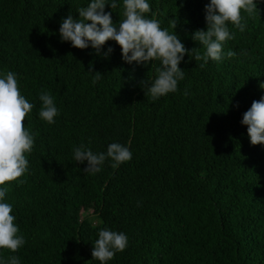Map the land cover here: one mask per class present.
Masks as SVG:
<instances>
[{
  "label": "trees",
  "instance_id": "obj_1",
  "mask_svg": "<svg viewBox=\"0 0 264 264\" xmlns=\"http://www.w3.org/2000/svg\"><path fill=\"white\" fill-rule=\"evenodd\" d=\"M148 2V18L170 33L177 18L181 42L204 53L192 36L207 30L210 0ZM88 3L0 0V78L17 74L33 104L24 127L35 134L28 170L6 184L4 201L26 243L15 253L0 248V264L12 255L20 264H100L91 253L101 229L128 237L107 264H264V144L252 145L241 123L264 96V0L254 14L241 10L243 32L228 22L233 38L220 61L200 68L185 53L184 79L156 100L148 84L159 60L127 63L113 40L99 54L62 41V20L78 19ZM116 3L105 11L118 25L123 0ZM90 67L102 73L95 84ZM42 92L58 108L54 123L39 116ZM113 142L129 147L130 161L113 168L108 158L92 174L74 160V147L106 153Z\"/></svg>",
  "mask_w": 264,
  "mask_h": 264
},
{
  "label": "clouds",
  "instance_id": "obj_2",
  "mask_svg": "<svg viewBox=\"0 0 264 264\" xmlns=\"http://www.w3.org/2000/svg\"><path fill=\"white\" fill-rule=\"evenodd\" d=\"M109 2L112 9L117 7L116 0H90L86 7L77 10L78 19L71 14L64 18L59 28L61 39L70 41L73 47L80 49H86L91 44L98 54L107 41L113 40L120 46L122 59L127 63L159 60L161 67L156 69L157 76L148 84V94L152 100L177 90L178 81L185 76L179 67L185 53L190 56L195 53L194 59L203 61L200 68H204L209 60L220 61L224 42L233 38L228 22L243 32L246 23H242L241 10L249 15L257 10L256 0H210L205 5L207 30H196L192 36L204 46L205 51L201 54L196 48L187 49L181 42L175 32L177 18L169 21L174 30V33H170L168 29L161 28L159 20L146 16L151 12L148 0H123L124 19L118 25L113 22L111 13L105 11V5ZM112 51L109 47L105 56ZM235 55L234 51L227 52L229 58ZM88 71L95 73L93 84L102 78V73L93 71L91 67ZM16 76V73L6 71L0 78V248L9 249L12 253L17 252L26 241L23 235H18L19 229L11 214L12 205L4 202L10 190L6 184L17 180L28 170L29 161L25 153L32 151L35 136L24 127L33 104L21 95ZM146 83L143 81L142 86ZM260 87L264 88V83ZM39 99L42 101L40 118L49 124L54 123L58 108L53 96L42 92ZM241 123L247 125L252 145L264 144V96L253 100L250 108L243 113ZM73 154L75 161H87L83 171L92 174L98 173L100 165L108 158L114 162L113 168L132 158L129 147L117 142L110 143L106 153H94L81 144L74 147ZM127 244L128 237L123 232L101 229L93 245L92 258L100 261V264H107L116 252L125 250ZM3 264H20V259L12 255Z\"/></svg>",
  "mask_w": 264,
  "mask_h": 264
}]
</instances>
